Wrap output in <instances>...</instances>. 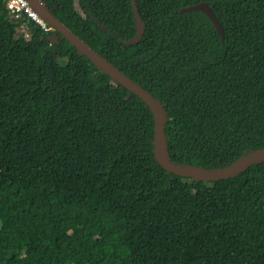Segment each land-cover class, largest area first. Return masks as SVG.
<instances>
[{"label": "trees", "instance_id": "16d2710c", "mask_svg": "<svg viewBox=\"0 0 264 264\" xmlns=\"http://www.w3.org/2000/svg\"><path fill=\"white\" fill-rule=\"evenodd\" d=\"M7 1L0 264H264V161L218 190L168 172L149 106ZM41 1L159 101L170 162L212 170L264 149V0H135L131 44V0ZM200 2L223 40L202 11L180 12Z\"/></svg>", "mask_w": 264, "mask_h": 264}, {"label": "water", "instance_id": "95a60500", "mask_svg": "<svg viewBox=\"0 0 264 264\" xmlns=\"http://www.w3.org/2000/svg\"><path fill=\"white\" fill-rule=\"evenodd\" d=\"M32 9L51 27L61 34L63 38L68 40L73 46L85 54L92 62H94L100 69L105 71L108 75L113 77L122 86L133 92L139 98H141L150 108L153 119H154V140H153V152L156 161L165 170L170 173L180 175L182 177H191L196 180L204 181H215V180H226L230 177L237 175L238 172L242 171L250 164L264 161V149H257L250 151L246 155L233 161L226 167L206 170L199 167L181 166L174 164L169 161L167 156V150L165 146V121L166 115L163 112L159 101L155 99L150 92L143 89L141 86L136 84L132 79L122 73L119 69L114 67L110 62L107 61L101 54L92 49L84 40H82L77 34H75L70 28L64 23L59 21L52 13L45 7L41 0H27ZM132 8L135 18V35L125 40V43L131 44L139 41L143 34L144 22L142 21L136 7L135 0H131ZM200 10L202 11L212 22L215 29L219 33L221 40L224 39L223 29L217 20L214 12L206 2H200L198 4L190 5L181 8L180 12Z\"/></svg>", "mask_w": 264, "mask_h": 264}, {"label": "built area", "instance_id": "2783aa9c", "mask_svg": "<svg viewBox=\"0 0 264 264\" xmlns=\"http://www.w3.org/2000/svg\"><path fill=\"white\" fill-rule=\"evenodd\" d=\"M6 11L9 18H17L22 12L27 13V15L36 23H38L41 28L47 30V23L32 9L27 0H8ZM19 33L23 37L29 36V31L26 27L22 26L19 30Z\"/></svg>", "mask_w": 264, "mask_h": 264}, {"label": "rangeland", "instance_id": "374dc122", "mask_svg": "<svg viewBox=\"0 0 264 264\" xmlns=\"http://www.w3.org/2000/svg\"><path fill=\"white\" fill-rule=\"evenodd\" d=\"M228 185V182L226 180L215 182L213 181L212 184H210V188L213 190L221 189Z\"/></svg>", "mask_w": 264, "mask_h": 264}, {"label": "bare ground", "instance_id": "6f19581e", "mask_svg": "<svg viewBox=\"0 0 264 264\" xmlns=\"http://www.w3.org/2000/svg\"><path fill=\"white\" fill-rule=\"evenodd\" d=\"M96 51V50H95Z\"/></svg>", "mask_w": 264, "mask_h": 264}, {"label": "clouds", "instance_id": "9594fccd", "mask_svg": "<svg viewBox=\"0 0 264 264\" xmlns=\"http://www.w3.org/2000/svg\"><path fill=\"white\" fill-rule=\"evenodd\" d=\"M49 25V24H48Z\"/></svg>", "mask_w": 264, "mask_h": 264}]
</instances>
